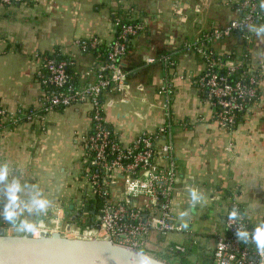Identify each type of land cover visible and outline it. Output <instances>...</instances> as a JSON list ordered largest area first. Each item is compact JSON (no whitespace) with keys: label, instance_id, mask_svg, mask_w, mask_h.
Returning a JSON list of instances; mask_svg holds the SVG:
<instances>
[{"label":"crops","instance_id":"1","mask_svg":"<svg viewBox=\"0 0 264 264\" xmlns=\"http://www.w3.org/2000/svg\"><path fill=\"white\" fill-rule=\"evenodd\" d=\"M233 1L29 0L0 10V106L9 114L0 134V164L9 166L7 180L0 182V212L4 213L9 203V185L14 180L21 191L11 209L22 210L28 222L49 216L58 201L71 205L79 197L85 198L88 152L84 137L92 128L90 104L58 107L31 121L15 118L22 110L41 107L46 94L39 76L44 53L59 49L64 55L75 56L85 68L91 61L82 57L76 41L95 36L111 40L114 12L134 8L133 15L145 20L152 34L138 39L124 58L128 86L106 92L105 119L124 144L146 130H155L165 122L161 90L165 79L170 81L178 165L175 210L188 231L172 233L166 240L153 234L147 253L161 254L169 264H194L196 259L202 264L205 255L210 264L215 232L222 231L235 196L249 224H264V76L258 96L235 124L225 127L200 84L207 68L205 60L184 50L187 40H199L205 31L237 18L229 6ZM261 27L253 29L250 41L235 35L214 41V53L224 61L248 55L260 65L264 61V32L256 33ZM167 53L173 58L172 68L158 60ZM151 57L157 61L148 63ZM191 189L202 197L194 208ZM34 197L49 202L46 212L38 210L39 218L31 215L36 210ZM175 242H183L191 253L166 255L164 248ZM204 245L206 254L202 253Z\"/></svg>","mask_w":264,"mask_h":264},{"label":"built area","instance_id":"2","mask_svg":"<svg viewBox=\"0 0 264 264\" xmlns=\"http://www.w3.org/2000/svg\"><path fill=\"white\" fill-rule=\"evenodd\" d=\"M24 0H0V4H12ZM237 11L241 17L232 19L224 26L211 28L202 38L184 44L186 52H198L206 60V73L200 79L210 104L216 111L221 125L230 127L235 124L238 115L245 112L248 104L258 96L259 78L264 76V61L259 65V73L247 81H230L228 76L242 65L240 61L216 58L207 46L214 41L230 38L235 31L243 30V38L250 39L256 21L264 24V8L259 9L255 0L238 2ZM142 25L126 24L122 27L120 38L136 34ZM97 38L77 40L81 48L94 47ZM125 44L116 41L109 53V63L102 70H109L108 77L98 75L95 83L74 88L68 86V63L54 58L45 59L46 69L39 73L44 85L54 86L57 91L46 93L40 108L22 110L15 121L34 120L44 113L58 107H68L79 103H88L93 110L91 131L84 137L88 156L83 177L84 195L89 212L88 223L82 225L78 220L72 223L71 231L66 227L71 220L68 211L59 205L51 209L49 216L40 218L39 231L25 233L30 237L51 236L84 240L108 241L112 244L135 252L146 250L151 236L157 234L166 240L172 233L188 232L177 219L175 210V186L178 165L173 142L172 89L166 78L162 87L163 114L165 122L155 130L144 131L130 144L116 139L115 132L108 127L103 114L101 96L110 86L124 90L128 86L129 73L121 62ZM167 67L174 64L173 58L163 55L158 58ZM151 57L148 63H154ZM225 67L228 76L220 74L216 68ZM8 112L0 106V134L5 127ZM10 120L12 117H10ZM238 209L240 219L229 221L228 213ZM0 211L2 209L0 208ZM1 213V212H0ZM22 222H17V225ZM6 234L12 235L15 227L1 223ZM243 228L252 232L255 227L249 224L242 213L238 198L235 196L226 211L223 228L215 232V241L210 264H264V258L258 257L255 245L237 240L236 232ZM168 244L167 246H170ZM171 250L186 253L183 243L175 242ZM147 253V252H144Z\"/></svg>","mask_w":264,"mask_h":264},{"label":"trees","instance_id":"3","mask_svg":"<svg viewBox=\"0 0 264 264\" xmlns=\"http://www.w3.org/2000/svg\"><path fill=\"white\" fill-rule=\"evenodd\" d=\"M28 1L29 0H24L22 2H14L12 4H0V10H6L7 11V10H10L12 7L26 4ZM241 1H243V0H236V1L230 2V5H229L235 12H237L238 17L242 16V13L237 11V4H238V2H241ZM255 1H256L258 8L260 10L264 8V7H262V3H263L262 0H255ZM121 10L120 11L116 10L113 14L112 23L114 26V35H113L111 40H104L98 36L91 37V38L79 39V40H90L93 38H97L99 40V43L96 44L94 47H87L85 49L79 47L81 54H82V57H88L89 60L91 61L87 67H85V68L80 67V65H79L80 63L75 56L64 55L61 50L56 49L53 52L43 54V56H42V58H43L42 68L46 69V67H45L46 63L44 61H45V59H48V58L49 59L54 58L57 60L66 61L68 63L67 72H68V75L70 77L68 86H72L76 89L81 88V87L86 86V85H89V84L95 83L96 80L98 79V75H100V74H103L104 77H108L110 74V71L109 70H102L101 68L106 66L107 63H109V53L112 51V45L116 41H120V42H123L125 44V50H124L123 54L120 56L121 62L123 63L124 58L126 56H128L133 51V49L137 43V40L141 39V38H149L152 34V30H151V28H149V25L147 24V22L145 20H143L142 18H137L133 15L134 8H126V9H121ZM126 24H134V25L138 24V25H142L143 28L140 29L136 34H130V35L126 36L125 39H122V38H120V35L122 33V27H123V25H126ZM261 26H264V24L261 23L260 21H256L254 24V28L261 27ZM208 31L209 30L205 31L202 34L201 38ZM243 33H244L243 30H238V31H235L232 36L235 35L237 37L242 38ZM251 39H252V32L250 34V39L246 40V41H250ZM186 42H192V40H187ZM207 51L212 52L216 58H219L218 55H216L214 53L212 44H209L207 46ZM194 53L197 55H200L198 52H194ZM163 55L171 56V54H169V53L163 54ZM163 55H161V56H163ZM201 58H203L205 60V58L203 56H201ZM233 58H235V57L233 56ZM238 61L242 62V65L232 75L228 76V70L225 67H217L216 70L220 74L228 76L230 81H236L238 79H245L247 81L251 76L257 75L259 73V65L254 64L252 62V60H250L248 55H244ZM205 62H206V60H205ZM172 67H173V65L169 66V68H172ZM261 80H262V77L259 78V83L261 82ZM259 83L257 85L258 86V94H259ZM112 88H114V86H110L106 91H104V93L101 96V103L103 104V107L105 104V101H104L105 94H106V92H109ZM45 91H46V93H52V92H56L57 89L52 85L46 84L45 85ZM62 108H64V107H62ZM92 113H93V110L91 109V114ZM103 114L105 116L104 109H103ZM107 125H108V127H110L113 130V128L108 123H107ZM115 137L118 140L117 135ZM58 203H59L58 204L59 206L66 209L67 211H69V209H70L69 204H67L66 202H63V201H58ZM79 211L83 212L84 215L83 216L82 215L77 216V220L82 225L87 224L88 223L87 216L89 215L88 214L89 212H84V206H81ZM69 212H73V211H69ZM42 216H46V215L43 214ZM173 245H174V243H171L170 246H166L164 248V252L166 253V255L182 257V256L188 254V252L177 253L174 250H171L170 247H172ZM144 252H147V251L144 250ZM154 257L164 261L163 256L161 254L160 255L157 254ZM180 260H182V258Z\"/></svg>","mask_w":264,"mask_h":264},{"label":"water","instance_id":"4","mask_svg":"<svg viewBox=\"0 0 264 264\" xmlns=\"http://www.w3.org/2000/svg\"><path fill=\"white\" fill-rule=\"evenodd\" d=\"M69 208L73 211L75 205ZM70 214L68 232L77 219V215ZM31 215L40 217L37 209ZM0 222L10 223L2 216ZM25 233L15 229L8 235L0 228V264H169L148 253L135 252L108 241L73 239L58 233L35 238Z\"/></svg>","mask_w":264,"mask_h":264},{"label":"clouds","instance_id":"5","mask_svg":"<svg viewBox=\"0 0 264 264\" xmlns=\"http://www.w3.org/2000/svg\"><path fill=\"white\" fill-rule=\"evenodd\" d=\"M262 7H264V3H262ZM260 32H264V26L257 30V35L259 36ZM9 175V166L5 164H0V182H4L7 180ZM21 191L20 185L18 181H13L11 185H9V203L5 207L4 213H0V216L3 217L4 220L10 222L13 227H15L18 231L23 232H31L35 233L39 231L40 224L42 221H33L28 222L24 221L21 224L17 225L16 223V213L11 209L12 204H14L19 197L16 195L17 192ZM191 197V206L194 208L197 203H199L202 199L201 195L198 193L196 189L190 190ZM33 204L35 208L41 212H46L49 207V202L46 199H36L33 198ZM32 211V208L28 209ZM181 215H187V213H181ZM229 221H236L240 219L239 211L235 207L228 213ZM237 240L243 242L245 244L251 242L255 245V251L258 257L264 258V224H259L255 227L252 232H249L246 229L240 228L236 232Z\"/></svg>","mask_w":264,"mask_h":264},{"label":"flooded vegetation","instance_id":"6","mask_svg":"<svg viewBox=\"0 0 264 264\" xmlns=\"http://www.w3.org/2000/svg\"><path fill=\"white\" fill-rule=\"evenodd\" d=\"M75 208L73 209V212H72V214L73 215H77V216H79V215H84V213L83 212H80L79 211V209H80V207L81 206H84V212H87L85 209H87V206H88V204H87V202L84 200V198L82 197H79V200H77V202H75ZM17 215H16V223L17 222H24V221H27V216H26V214L25 213H23V212H21L22 210H19V209H15V210H13ZM69 211H70V209H69ZM68 211V212H69ZM70 213V212H69ZM69 216H71V214H69ZM77 220V219H76Z\"/></svg>","mask_w":264,"mask_h":264},{"label":"rangeland","instance_id":"7","mask_svg":"<svg viewBox=\"0 0 264 264\" xmlns=\"http://www.w3.org/2000/svg\"><path fill=\"white\" fill-rule=\"evenodd\" d=\"M183 243V242H182ZM187 247V246H186ZM205 245L204 246H201L202 248V253L203 254H206L207 252L205 251ZM199 248V247H198ZM192 250V249H191ZM191 250H189V248L187 247V252L190 254L191 253ZM204 250V251H203ZM201 251V250H200ZM199 259H196V261H194L195 263L194 264H198L199 261H197ZM202 264H209V260H208V256H205L203 255V258H202V261H201Z\"/></svg>","mask_w":264,"mask_h":264}]
</instances>
